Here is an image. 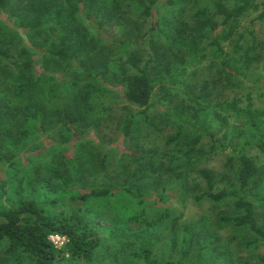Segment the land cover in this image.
<instances>
[{
    "label": "rangeland",
    "instance_id": "rangeland-1",
    "mask_svg": "<svg viewBox=\"0 0 264 264\" xmlns=\"http://www.w3.org/2000/svg\"><path fill=\"white\" fill-rule=\"evenodd\" d=\"M138 1L153 9L161 2ZM205 1L209 0L166 4L159 8L156 18L130 10V17L138 29L132 28L133 34L130 27L126 35L112 22L98 26L85 0H70L88 41L95 49L105 46L109 50L106 62L85 69L49 58L58 29L52 22L53 11L61 7L64 15L69 12L63 0H57L50 7L38 30L18 36L21 43L31 47L37 64L42 59L38 51L44 52L47 60L42 63L44 67L39 64L38 72L43 71L39 75L45 83L34 98L18 101L13 97V80L0 72V107H10L7 119L0 122V155L3 158L0 162V209L15 207L22 199H33L51 213L82 217L83 223L99 238L100 245L90 262L67 254L61 264H144L141 258H133L131 251H139L142 245H147V234L152 235L153 257L177 260L181 255L180 240L176 249H171L170 241L171 221L177 216H180L179 238L187 226L196 232L201 244L219 240V245L231 254L233 264H264L259 260L264 257V242L249 246L252 234L223 220L240 214L234 207V198L210 200L205 195L206 182L200 176L202 169L213 174V192L239 190V163L228 143L229 140L236 143L240 134L246 136L245 122L225 112L221 104L237 98L239 106L245 107L251 102L254 108H264V86H261L264 81V18L261 17L264 0H256L258 8L249 9L241 17L238 32L224 43L225 50L230 52L239 35H243V47L249 50L248 84L258 86L249 91L223 78L207 30L203 32L204 39L196 45L200 50L197 56L162 35L166 32L167 36H174L182 22L192 29L193 15ZM154 19L159 21L154 40L139 39L127 49L139 67L147 59L154 58L149 74L161 79L154 84L150 106L141 108L127 102L123 96L122 78L134 66L126 54L115 50V46L118 40L134 41L135 32L143 35ZM215 19L220 21L221 18L215 16ZM154 46L162 53L156 52ZM167 55L172 65H178L175 71L183 70L182 75L173 78L174 74L163 70L160 61L165 63ZM174 55L181 58V63L175 61ZM110 63L115 64L116 69ZM62 83L68 86L67 92L61 91ZM48 84L54 91L50 97L45 95L44 85ZM190 97H199L206 117ZM65 108L80 113L84 120L67 125L62 113ZM36 112L38 116L32 118L30 115ZM129 115L132 126L124 135L122 127ZM204 120L221 144L209 151L211 141L204 136L199 146L205 155L199 161L186 163V144L199 134L192 124ZM248 154L264 164V154L256 147L250 148ZM92 189H106L110 194L80 198ZM249 192L252 194L255 190L250 187ZM256 209V221L264 228V207L257 204ZM196 244L194 242L183 264L210 261L218 264L219 259L214 260L212 254L199 255ZM0 264L32 263L24 255L6 253L3 244Z\"/></svg>",
    "mask_w": 264,
    "mask_h": 264
},
{
    "label": "trees",
    "instance_id": "trees-1",
    "mask_svg": "<svg viewBox=\"0 0 264 264\" xmlns=\"http://www.w3.org/2000/svg\"><path fill=\"white\" fill-rule=\"evenodd\" d=\"M56 1L0 0V72L6 78L13 80L15 84L13 97L18 101L30 100L35 97L40 87L42 89L45 82L39 74H42L43 71L41 70V73L38 71L40 70V65L43 66L47 60L44 52L38 51L42 59L41 63L37 64L33 59L35 53L32 52L31 47L26 43H21L18 36L21 37L26 32L38 30L42 22L45 21L43 19L45 14ZM63 1L69 6V12L64 15L61 7H56L53 11L52 22L58 29L55 35L56 41L51 45L52 49L49 52V58L55 62L74 63L82 69L106 62V58L109 57V54L106 53L108 49L105 46L100 49L94 48V44L88 41L84 30L75 17L72 2L70 0ZM178 1L180 0H161L153 9V6L141 5L138 0H85V2L89 3L93 20L98 26L105 22H112L119 28L120 33H125L126 35H129L130 30L134 34L132 28L138 29V25L130 17V10H135L142 16L156 18L159 8L166 4L176 5ZM256 8H258L256 0L205 1L203 6L197 9L193 15L195 24L192 29L187 28V25L182 22L180 23V26H182L177 27L174 36H167L166 32L162 35L166 37L167 41L176 42L177 45L197 56L200 50L196 48V45L198 41L204 39L203 32L207 30L211 36L209 44L213 48V55L219 60L220 73L223 78L227 82L249 91L258 86L248 84L246 64L249 60V50L243 47V35H239L230 52L225 50L224 43L229 42L238 32L241 17L249 9ZM215 16L221 18L220 21L215 19ZM261 17L264 18V12ZM158 25L159 21L154 19L149 30L144 32L143 35L135 32L134 41L124 42L118 40V45L115 46V50L122 53V55L126 54L129 62L134 66L133 70L126 73L122 78L124 84L123 96L127 102L141 108L150 106L154 84L161 79L160 77H151L149 74L154 58L147 59L139 67L135 59L132 58L133 54L127 53V49L130 45L138 42L139 39L154 40L153 37L157 34ZM130 27L131 29L129 30ZM154 50L160 54L162 53L155 46ZM164 59L165 63L160 61L163 64V70L168 74H174L173 78L178 76V74L182 75L184 73L183 70L175 71L178 65H172L173 63L168 55ZM174 59L175 61L179 60V63H181V58H177V55H174ZM119 62L120 60L117 63ZM110 65L116 69L115 64L110 63ZM174 67L176 68L174 69ZM49 83L51 82L49 81ZM90 86L93 88L92 85ZM261 86H264V81ZM44 87L46 96L50 97L53 95V86L48 84L44 85ZM61 87V91L67 92L69 89L65 83H62ZM190 100L206 117V111L199 101V97H190ZM221 105L225 112H230L229 114L232 113L245 122L243 125L245 127L244 130H246V136L241 137L240 134V140L234 144L229 140L228 143V146H231L232 153L237 155L239 163L237 174L239 190L231 189L230 191L213 192V174L209 170L202 169L200 176L206 182L208 190L205 195L210 200L223 201L230 197L234 198V207L240 214L235 217H224L223 220L231 222L235 228L249 231L253 236V240L248 241V245H257L260 241L264 242V228L257 223L255 217L257 204L264 207V164H259L249 156L248 150L256 147L257 150L264 154V108H254L251 102H248L245 107L239 106L237 98L224 101ZM2 107H0V122L4 123L10 107L5 109ZM62 113L64 118H66L67 125L84 120L83 115L75 111H69L66 108ZM27 116L36 118L38 112ZM223 120L226 122V119ZM192 125L198 129L199 134L186 144L188 147L185 152L186 163L199 161L205 155V152L199 146L204 136L210 138L209 151L215 150L217 144H221L216 139V133L211 131L206 120L199 124L193 123ZM131 126L132 119L129 115L124 120L122 127L124 135L130 132ZM22 134L28 133L22 132ZM171 140L173 141V138ZM2 159L0 155V162ZM167 171H172V169H167ZM250 187L255 190L252 194L249 192ZM108 194H110V191L106 189H92L81 194L80 198L85 200L89 197L106 196ZM179 218L180 216L174 217L171 221L170 241L171 249H176L178 240H180V258L171 260L153 257L151 234H147V245H142L139 251H131L132 257L141 258L144 264H183L194 242H196L195 250L199 255H202L203 252L212 254L214 260L219 259L218 264H233L231 254L219 245V240L217 239L201 244L198 241L196 232L191 231V228L187 226L184 227L180 239L177 233ZM53 233L62 234L68 238L64 248L57 249L50 242L49 235ZM3 244L6 253L24 255L32 264H61V261L66 259L65 256L67 254L71 258H81L86 262H90L95 256L100 240L95 232L83 223L82 217L78 214L51 213L33 199H22L15 207L0 209V246ZM259 260L264 263V257H260ZM213 263V261H210L207 264Z\"/></svg>",
    "mask_w": 264,
    "mask_h": 264
},
{
    "label": "built area",
    "instance_id": "built-area-1",
    "mask_svg": "<svg viewBox=\"0 0 264 264\" xmlns=\"http://www.w3.org/2000/svg\"><path fill=\"white\" fill-rule=\"evenodd\" d=\"M49 240L53 246L57 249H62L68 242V238L65 235L53 233L49 235Z\"/></svg>",
    "mask_w": 264,
    "mask_h": 264
}]
</instances>
